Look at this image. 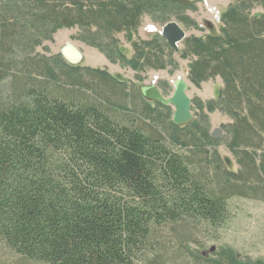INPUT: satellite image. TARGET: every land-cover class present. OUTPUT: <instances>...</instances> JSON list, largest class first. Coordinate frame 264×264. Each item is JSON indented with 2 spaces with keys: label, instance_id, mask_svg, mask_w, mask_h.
<instances>
[{
  "label": "trees",
  "instance_id": "trees-1",
  "mask_svg": "<svg viewBox=\"0 0 264 264\" xmlns=\"http://www.w3.org/2000/svg\"><path fill=\"white\" fill-rule=\"evenodd\" d=\"M232 1L218 34L185 37L178 51L196 58L193 77H222L214 105L233 120L224 126V141L243 152L235 175L246 187L264 174V13L247 12L252 4L264 7V0ZM186 8L190 3L172 0L0 3V264H177L188 248L189 225L223 227L227 199L246 196L242 188L232 193L223 179L213 187L193 169L194 160L172 148L185 147L180 133L196 122L171 120L167 136L149 133L136 119L118 118L101 102L64 88L76 85L112 101V82L84 85L80 68L61 56L30 53L43 37L79 25L101 49L114 43L113 33L124 32L134 51L126 62L161 69L163 45L173 49L159 34L132 40L133 33L144 13L185 24ZM108 54L117 56V49ZM164 230L177 245L162 237ZM213 255L190 254L194 264H264L230 249Z\"/></svg>",
  "mask_w": 264,
  "mask_h": 264
},
{
  "label": "rangeland",
  "instance_id": "rangeland-1",
  "mask_svg": "<svg viewBox=\"0 0 264 264\" xmlns=\"http://www.w3.org/2000/svg\"><path fill=\"white\" fill-rule=\"evenodd\" d=\"M2 1L0 0V3ZM187 1L190 3V8L184 10V15L188 21L185 24L178 22L185 31L186 37H205L210 34H218L222 26L220 15L233 3L232 0ZM247 12L250 15H260L264 13V7L260 4H252ZM158 18H153L146 13L142 14L137 33H133L132 40L134 38L149 40L153 34H158L164 23ZM87 33L88 31L79 25L62 27L51 35L43 37L30 53L47 57L61 56L60 50L65 44L68 42L73 44L82 54L81 61L73 64V67L80 68L78 70L82 83L84 85L89 83L98 88V86L104 85L102 83L112 82L114 97L110 100L113 102L106 101L93 90L76 85H65L66 87H64L61 78H59L58 81L61 85L66 89L82 92L90 101L101 102L107 108L112 109L118 118L128 116L136 119L138 123H142L145 131L162 133L164 136H167L166 124L172 120L173 107L169 105L166 106L168 109H164L153 100L143 98L139 88L154 83L167 98L173 92L172 82L177 77L185 79L187 95L191 99V121L196 122V126L180 133L179 140L185 143V147L175 144L176 147L173 145L172 148L194 160L193 169L196 173L206 177L213 187L226 181L229 185H224L230 191L242 192L244 190L246 192V196L234 194L227 199L228 219L223 227L212 229L202 225H189L188 229H185L189 236L185 243L188 248L178 256L177 264H194L190 256L191 252L214 256L215 252L223 248L232 250L236 257L242 260L249 258L250 260L261 259L264 261V174L261 173L258 180H253L246 187L235 175L240 170L238 159L243 155V152L238 148L232 149L224 141V136L227 137L224 126L233 120L214 105L218 91L224 86L222 77L215 75L203 80H199L196 76L193 77L190 66L196 58L183 55L182 51L175 52L165 45L161 50L164 68L143 66L141 61H138L136 66H131L126 61L133 57L134 51L130 41L125 38L124 32L113 33L114 43L108 42V46H105L104 49L94 46ZM114 49H117V56L109 57L108 53ZM182 49L181 42L179 50ZM159 53L157 51V54ZM120 55L124 59L120 58ZM61 59L68 63L62 56ZM93 69L105 71L110 77L100 79L98 75L88 72ZM2 89L3 87H0V91ZM113 104L115 105L113 106ZM118 105L123 107H118ZM151 109L154 110L151 111ZM215 129L220 130L221 137L213 138L211 136ZM168 135H171V132ZM210 137L214 140L209 139ZM170 139L175 142L172 136ZM189 143L190 145H187ZM256 153L259 155L260 151L256 150ZM257 155L255 158L258 157ZM167 231L161 232L162 237L168 242H173V237L168 236ZM174 243L177 245L175 241ZM212 246L215 248L214 251L208 252ZM4 259L7 263L11 260L9 256Z\"/></svg>",
  "mask_w": 264,
  "mask_h": 264
},
{
  "label": "water",
  "instance_id": "water-1",
  "mask_svg": "<svg viewBox=\"0 0 264 264\" xmlns=\"http://www.w3.org/2000/svg\"><path fill=\"white\" fill-rule=\"evenodd\" d=\"M179 3L187 4V0H172ZM160 35L165 39L167 44L175 51L178 52L179 44L186 37L183 28L176 22L170 21L163 25L160 29ZM61 56L69 64H77L82 59V54L77 48L71 44L66 43L65 46L60 50ZM173 92L170 97H164L160 89L154 84H147L140 86L139 91L141 95L147 100L157 101L165 106L173 107L172 122L175 125H185L192 120L191 113V99L187 95V83L185 79L177 77L173 82ZM211 136L213 138L221 137L219 129H215ZM214 247L212 246L208 252H213ZM202 255H207L201 253Z\"/></svg>",
  "mask_w": 264,
  "mask_h": 264
},
{
  "label": "flooded vegetation",
  "instance_id": "flooded-vegetation-1",
  "mask_svg": "<svg viewBox=\"0 0 264 264\" xmlns=\"http://www.w3.org/2000/svg\"><path fill=\"white\" fill-rule=\"evenodd\" d=\"M184 4V3H183ZM184 12V11H183ZM219 20V19H218ZM170 21H174V22H176V23H178L179 21H177L176 20V18L175 17H171L169 20H167L166 22H164L163 23V25H165L166 23H168V22H170ZM179 24V23H178ZM162 25V26H163ZM158 34L160 35V30H159V32H158ZM161 36V35H160Z\"/></svg>",
  "mask_w": 264,
  "mask_h": 264
}]
</instances>
